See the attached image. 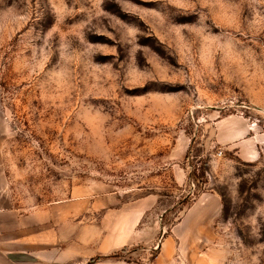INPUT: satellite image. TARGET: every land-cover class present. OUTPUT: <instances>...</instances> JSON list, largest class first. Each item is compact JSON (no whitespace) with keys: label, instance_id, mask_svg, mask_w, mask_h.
Segmentation results:
<instances>
[{"label":"rangeland","instance_id":"obj_1","mask_svg":"<svg viewBox=\"0 0 264 264\" xmlns=\"http://www.w3.org/2000/svg\"><path fill=\"white\" fill-rule=\"evenodd\" d=\"M47 207L118 264H264V0H0V210Z\"/></svg>","mask_w":264,"mask_h":264},{"label":"crops","instance_id":"obj_2","mask_svg":"<svg viewBox=\"0 0 264 264\" xmlns=\"http://www.w3.org/2000/svg\"><path fill=\"white\" fill-rule=\"evenodd\" d=\"M59 226L50 207L28 212L0 210V264H88L96 255L111 254L122 246L89 249L86 242L64 241L68 227L63 222ZM95 264L118 262L103 258Z\"/></svg>","mask_w":264,"mask_h":264},{"label":"trees","instance_id":"obj_3","mask_svg":"<svg viewBox=\"0 0 264 264\" xmlns=\"http://www.w3.org/2000/svg\"><path fill=\"white\" fill-rule=\"evenodd\" d=\"M102 256H96V257H93L90 261H89V264H95V262L99 259H101Z\"/></svg>","mask_w":264,"mask_h":264}]
</instances>
